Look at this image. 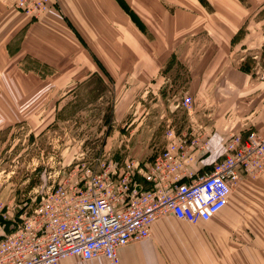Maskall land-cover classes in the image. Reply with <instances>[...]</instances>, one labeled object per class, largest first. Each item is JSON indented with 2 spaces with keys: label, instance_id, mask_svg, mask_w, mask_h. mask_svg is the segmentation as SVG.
<instances>
[{
  "label": "crops",
  "instance_id": "obj_1",
  "mask_svg": "<svg viewBox=\"0 0 264 264\" xmlns=\"http://www.w3.org/2000/svg\"><path fill=\"white\" fill-rule=\"evenodd\" d=\"M1 4L0 78L9 83L21 75L28 87L34 78L58 76L64 81L59 87L73 92L85 79L105 76L114 91L128 93L169 80L170 61L183 59L189 87L201 81L205 168L225 154L227 135L264 123L261 80L231 62L213 71L229 59L233 37L250 15L263 11L264 0H58L39 19ZM195 39L202 44L199 62L189 53ZM193 64L195 74L194 68L189 73ZM49 67L50 73L41 70ZM16 85L10 83L12 91ZM24 86L15 90H33ZM118 256L120 264H264V170L242 179L209 220L161 216L149 238L119 248ZM56 264L107 262L65 255Z\"/></svg>",
  "mask_w": 264,
  "mask_h": 264
},
{
  "label": "rangeland",
  "instance_id": "obj_2",
  "mask_svg": "<svg viewBox=\"0 0 264 264\" xmlns=\"http://www.w3.org/2000/svg\"><path fill=\"white\" fill-rule=\"evenodd\" d=\"M191 40L189 53H195L193 61L199 62L202 44ZM230 49L229 59L215 63L213 71L229 62L242 66L261 80L263 91L264 9L247 18ZM177 60H169L172 68L166 77L170 81L160 78L157 85L151 83L146 89L141 86L128 93L114 91L105 76L87 78L78 88L74 86L73 92L59 87L64 81L58 76L38 78L46 80L43 88L37 78L28 87L25 77L10 78L12 85L24 81V88L33 89L29 92L15 90L22 84L12 91L9 81L0 78V220L2 214L18 219L58 181L73 182L76 176L70 170L81 162L88 164L107 155L119 163L128 157L151 161L166 145L167 126L186 138L185 145L194 156L193 170L205 169L201 159L207 154L209 141L200 119L201 81L189 87L184 61ZM32 65L39 68L37 63ZM194 65L189 73L193 74ZM50 69L41 70L50 73ZM184 96L191 100L189 109L182 105ZM231 134L226 136L224 147ZM10 223L4 231L10 229Z\"/></svg>",
  "mask_w": 264,
  "mask_h": 264
},
{
  "label": "built area",
  "instance_id": "obj_3",
  "mask_svg": "<svg viewBox=\"0 0 264 264\" xmlns=\"http://www.w3.org/2000/svg\"><path fill=\"white\" fill-rule=\"evenodd\" d=\"M58 0H0L32 19L41 18ZM189 109L191 100L183 98ZM166 145L149 162L107 155L71 168L73 182L58 181L40 199L10 220H0V264H56L65 255L104 258L120 264L118 250L150 237L161 216L209 220L228 202L239 182L264 170V123L231 134L225 155L200 172L186 138L164 130ZM11 222L8 231L5 224Z\"/></svg>",
  "mask_w": 264,
  "mask_h": 264
},
{
  "label": "trees",
  "instance_id": "obj_4",
  "mask_svg": "<svg viewBox=\"0 0 264 264\" xmlns=\"http://www.w3.org/2000/svg\"><path fill=\"white\" fill-rule=\"evenodd\" d=\"M241 30H242V29L239 30V33H240ZM239 33L236 34L235 38L233 37V39H232V45H234V43L236 42L237 35H239ZM240 69L246 71L242 66H240Z\"/></svg>",
  "mask_w": 264,
  "mask_h": 264
}]
</instances>
